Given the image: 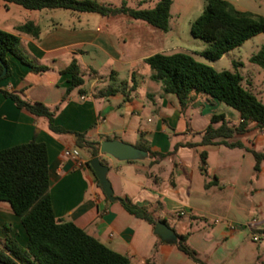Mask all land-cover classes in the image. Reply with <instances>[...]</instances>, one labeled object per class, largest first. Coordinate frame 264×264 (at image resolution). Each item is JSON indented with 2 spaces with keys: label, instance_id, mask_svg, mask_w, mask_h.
<instances>
[{
  "label": "crops",
  "instance_id": "0c3cea01",
  "mask_svg": "<svg viewBox=\"0 0 264 264\" xmlns=\"http://www.w3.org/2000/svg\"><path fill=\"white\" fill-rule=\"evenodd\" d=\"M44 11L5 6L0 1V30L16 35L21 53L34 65L47 68L33 74L8 55L11 76L0 81V90L18 93L23 100L50 110L59 106L56 126L84 134L100 146L103 141L118 140L167 155L160 160L148 154L143 161L120 162L101 154L99 147L97 157L108 167L113 196L146 208L177 237L186 236L187 245L203 263L264 264V162L256 174L253 155L245 148H228L220 139L216 140L219 144L200 145L212 116H223L233 126L241 121L239 113L199 96L181 114L174 96H160L162 86L150 79L152 71L145 60L173 53L165 41L166 32L123 15ZM59 16L66 21L60 22ZM27 22L40 29L39 40L16 31ZM72 60L83 75L82 96L78 90L67 94L70 77L60 74ZM122 82L127 83L128 100L120 93L96 97L99 91ZM249 128L248 133L227 142H240L264 153V130L253 123ZM32 140L46 146L56 219L74 224L129 258L130 264H194L176 244L162 242L149 224L127 213L119 201L106 199L88 166L89 153L77 148L73 136L51 133L44 119L16 108L0 95V151ZM75 149L81 167L63 155ZM255 235L259 242H253ZM6 238L21 248L28 242L20 219L8 203L0 202V241Z\"/></svg>",
  "mask_w": 264,
  "mask_h": 264
},
{
  "label": "trees",
  "instance_id": "16d2710c",
  "mask_svg": "<svg viewBox=\"0 0 264 264\" xmlns=\"http://www.w3.org/2000/svg\"><path fill=\"white\" fill-rule=\"evenodd\" d=\"M7 5H16L27 11L64 10L73 13L95 14L102 17L127 16L143 22L161 32L169 30L172 0H160L153 9L133 10L122 3L120 7L100 5L92 0H0ZM206 6L192 24L190 34L206 44L200 55L209 62H217L229 52L248 40L264 34V16L237 10L225 0H205ZM21 34L39 40L40 29L32 22L16 28ZM20 40L16 35L0 30V81L11 76L7 56L12 55L40 74L46 67L34 65L19 50ZM249 62L264 71V45ZM152 71L150 79L162 86L160 96H174L181 114H185L194 100L204 96L226 105L239 113L240 122L230 125L223 116H212L210 125L203 131L200 145H213L216 140L228 148H245L255 160V173L259 174L264 162V153L244 147L240 142L228 143L236 136L249 132V125L264 130V104L249 90L243 88L242 77L236 63L231 70L216 71L211 66L197 61L184 53L156 54L145 60ZM6 70L5 75L1 76ZM70 77L67 94L81 89L84 80L76 60L60 72ZM133 80V79H132ZM134 88V85L132 86ZM117 93L128 100L127 83L109 86L96 95L107 98ZM0 95L11 100L16 108L26 111L47 122L48 130L55 135H71L78 149L89 153L90 160L97 157L100 143L86 139L84 134L72 133L55 125V113L59 106L50 110L41 103H29L20 94L0 90ZM219 124L217 127H215ZM219 144V143H217ZM187 146L191 147L192 144ZM149 158L163 159L167 155L153 153L144 147ZM201 167L205 154H201ZM101 164L105 165L103 161ZM97 186L100 188L98 182ZM48 158L46 146L32 140L26 144L0 151V202L8 203L20 219L28 237L25 248L6 238L0 241V264H130L129 258L120 255L87 235L70 222L55 218L49 194ZM123 209L153 229L157 223L146 208L134 205L129 199H120ZM186 236H178L176 247L194 264L203 263L198 254L186 243Z\"/></svg>",
  "mask_w": 264,
  "mask_h": 264
},
{
  "label": "rangeland",
  "instance_id": "374dc122",
  "mask_svg": "<svg viewBox=\"0 0 264 264\" xmlns=\"http://www.w3.org/2000/svg\"><path fill=\"white\" fill-rule=\"evenodd\" d=\"M82 1V0H79ZM98 3L110 4L120 7L126 3L133 10L153 9L160 0H92ZM232 3L238 10L264 16V0H225ZM206 6L205 0H172L169 19V30L166 32L165 41L173 53L192 54L193 57L204 64L214 68L216 71L231 70L232 64L236 63L239 73L243 79V88L251 91L259 101L264 104V71L252 65L249 60L264 45V34H260L239 48L229 52L217 62L205 60L200 53L206 48V44L194 39L190 34L191 24L203 13ZM44 12L47 13L45 10ZM28 13V12H25ZM57 13H72L58 11ZM10 16V14H9ZM60 22L66 21L64 17H57ZM23 20H26L25 18ZM218 105H223L218 103ZM226 108V106H225ZM230 109V108H227ZM191 140V139H188ZM264 167V166H263ZM264 185V179L261 180Z\"/></svg>",
  "mask_w": 264,
  "mask_h": 264
},
{
  "label": "water",
  "instance_id": "95a60500",
  "mask_svg": "<svg viewBox=\"0 0 264 264\" xmlns=\"http://www.w3.org/2000/svg\"><path fill=\"white\" fill-rule=\"evenodd\" d=\"M5 73L6 70L3 71L1 76L5 75ZM100 153L109 155L120 162L143 161L148 157V153L146 151L118 140L103 141L100 146ZM88 166L97 179L101 191L105 195L106 199L111 202H120V199L113 196L111 185L107 179L108 167L101 164L99 157L91 159L88 162ZM153 233L164 243H177L176 233L163 222L156 223Z\"/></svg>",
  "mask_w": 264,
  "mask_h": 264
},
{
  "label": "built area",
  "instance_id": "2783aa9c",
  "mask_svg": "<svg viewBox=\"0 0 264 264\" xmlns=\"http://www.w3.org/2000/svg\"><path fill=\"white\" fill-rule=\"evenodd\" d=\"M63 155H64V157L73 159L75 161L77 167L82 166L83 163L80 159V155H79L78 150L75 149V150H71V151H65ZM254 224H255V221L254 220L251 221V225H254ZM252 240H253V242H259L260 237L258 235H255L252 237Z\"/></svg>",
  "mask_w": 264,
  "mask_h": 264
}]
</instances>
